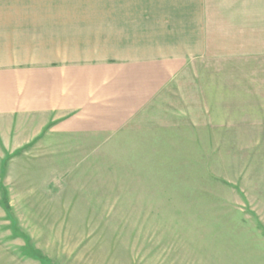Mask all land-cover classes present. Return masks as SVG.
Wrapping results in <instances>:
<instances>
[{"label":"rangeland","instance_id":"rangeland-1","mask_svg":"<svg viewBox=\"0 0 264 264\" xmlns=\"http://www.w3.org/2000/svg\"><path fill=\"white\" fill-rule=\"evenodd\" d=\"M254 41V55L207 64L221 70L203 71L202 101L174 127L47 134L31 155L11 152L0 264H264V37Z\"/></svg>","mask_w":264,"mask_h":264},{"label":"crops","instance_id":"crops-1","mask_svg":"<svg viewBox=\"0 0 264 264\" xmlns=\"http://www.w3.org/2000/svg\"><path fill=\"white\" fill-rule=\"evenodd\" d=\"M259 5L256 20V0H0V174L47 134L178 125L207 64L254 55Z\"/></svg>","mask_w":264,"mask_h":264},{"label":"trees","instance_id":"trees-1","mask_svg":"<svg viewBox=\"0 0 264 264\" xmlns=\"http://www.w3.org/2000/svg\"><path fill=\"white\" fill-rule=\"evenodd\" d=\"M33 256L39 258L42 262L46 263L47 259L46 257L42 256L40 253H32Z\"/></svg>","mask_w":264,"mask_h":264}]
</instances>
